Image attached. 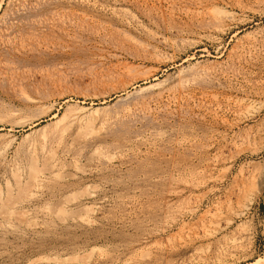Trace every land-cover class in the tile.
I'll return each instance as SVG.
<instances>
[{
  "label": "rangeland",
  "instance_id": "obj_1",
  "mask_svg": "<svg viewBox=\"0 0 264 264\" xmlns=\"http://www.w3.org/2000/svg\"><path fill=\"white\" fill-rule=\"evenodd\" d=\"M0 264H264V0H0Z\"/></svg>",
  "mask_w": 264,
  "mask_h": 264
},
{
  "label": "bare ground",
  "instance_id": "obj_2",
  "mask_svg": "<svg viewBox=\"0 0 264 264\" xmlns=\"http://www.w3.org/2000/svg\"><path fill=\"white\" fill-rule=\"evenodd\" d=\"M209 4V3H208ZM215 13V12H214ZM217 13V12H216ZM221 14V13H220Z\"/></svg>",
  "mask_w": 264,
  "mask_h": 264
}]
</instances>
